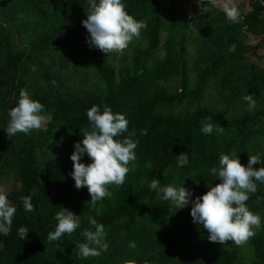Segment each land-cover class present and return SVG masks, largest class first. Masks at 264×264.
Returning <instances> with one entry per match:
<instances>
[{
  "label": "trees",
  "instance_id": "16d2710c",
  "mask_svg": "<svg viewBox=\"0 0 264 264\" xmlns=\"http://www.w3.org/2000/svg\"><path fill=\"white\" fill-rule=\"evenodd\" d=\"M220 1L167 0L164 7L162 0H124L146 27L130 51L108 54L86 43L89 0H0V127L21 89L48 116L30 134L9 137L0 128V174L18 183L7 192L17 211L12 231L0 235V264H264V227L255 229L246 251L211 242L193 222L191 204L176 210L148 188L152 177L162 185L184 180L199 196L219 182L209 169L222 153L239 155L244 165L249 154H260L253 167H264V0H233L241 11L235 21ZM193 2L190 14L184 6ZM247 92L255 95L254 112L242 99ZM93 104L125 114L138 140L124 183L109 185L112 195L96 203L70 175V154ZM208 116L223 131L202 133ZM181 151L189 153L183 167ZM257 185L246 203L264 220V183ZM25 195L32 212L23 208ZM61 207L79 215L80 227L49 241ZM91 218L105 225L109 247L82 258L78 245L85 229L94 230ZM21 226L29 229L23 241Z\"/></svg>",
  "mask_w": 264,
  "mask_h": 264
},
{
  "label": "clouds",
  "instance_id": "9594fccd",
  "mask_svg": "<svg viewBox=\"0 0 264 264\" xmlns=\"http://www.w3.org/2000/svg\"><path fill=\"white\" fill-rule=\"evenodd\" d=\"M89 5L87 18L82 20L88 33L86 43L105 53L123 51L146 27L144 21L135 19L126 11L124 0H89ZM222 10L231 21L241 16L233 0H222ZM242 99L254 112L255 95L247 92ZM44 108L45 105L33 99L27 89H21L17 103L10 109L6 127L0 128L9 137L17 133L30 134L45 123L47 117ZM86 115L89 127L82 130V140L74 142V150L70 154L73 162L70 175L77 189L87 186L90 201L96 203L112 195L109 185L124 183L127 173L131 171L130 163L137 158L135 149L138 140L132 138L134 132H128L126 115L114 112L108 105L101 108L93 104L86 110ZM212 121L213 117L208 116L200 131L208 135L213 134L214 130L223 131L224 126H217ZM126 132L128 135L121 138ZM85 155L90 158L87 164L81 159ZM176 156L178 166L189 163L188 152L181 151ZM261 162L260 154H249L246 165L240 162L239 155L235 153L220 154L218 165L209 169L219 182L211 184L205 193L195 197L192 190L184 186V180L179 185H162L160 179L152 177L148 188L156 191L162 200L174 204L176 210L191 204L193 222L207 230L209 241L242 244L256 234L255 229L264 227L261 214L251 211L246 203L257 191V182L264 183V167H253ZM21 200L25 212L34 210L31 195L22 196ZM16 211L15 204L9 201L7 192L0 187V235L6 236L12 231ZM55 219V229L48 233L49 241H60L64 234L75 232L81 224L79 215L64 207L55 213ZM90 223L94 230L85 229L83 235L86 240L78 245L77 254L82 258L99 256L109 247L105 225L94 218L90 219ZM28 232L27 227L21 226L18 229L19 238L22 241L27 239ZM130 246L135 247V242H131Z\"/></svg>",
  "mask_w": 264,
  "mask_h": 264
},
{
  "label": "rangeland",
  "instance_id": "374dc122",
  "mask_svg": "<svg viewBox=\"0 0 264 264\" xmlns=\"http://www.w3.org/2000/svg\"><path fill=\"white\" fill-rule=\"evenodd\" d=\"M162 4H163L164 7H166L167 6V0H162ZM218 5L220 7H222L221 6L222 4H220V2L218 3ZM184 7H185V9L190 14H192L197 9V5L194 4V2L193 3H190V4H185ZM193 25H194L193 27L196 28V24L194 23ZM139 37L138 38H135L132 42H130L129 46L126 49H124L123 51H125V50L130 51L131 47L137 44ZM259 54H261L263 56V58L261 59V61H263L262 62V65L264 67V44L259 48ZM250 59L255 60L256 58L255 57H250ZM46 117L48 119V116H46ZM43 125H45V123ZM17 186H18V183L17 182L11 181L9 179V177L7 175L3 174V173L0 174V187H3L6 192L11 191L12 189H14ZM248 241H249V239L246 242H244L242 244H239V247H242V250L246 251ZM224 245H227L228 246V243H226Z\"/></svg>",
  "mask_w": 264,
  "mask_h": 264
},
{
  "label": "crops",
  "instance_id": "0c3cea01",
  "mask_svg": "<svg viewBox=\"0 0 264 264\" xmlns=\"http://www.w3.org/2000/svg\"><path fill=\"white\" fill-rule=\"evenodd\" d=\"M222 1V0H221ZM220 1V4H222V2ZM219 3V2H218Z\"/></svg>",
  "mask_w": 264,
  "mask_h": 264
}]
</instances>
